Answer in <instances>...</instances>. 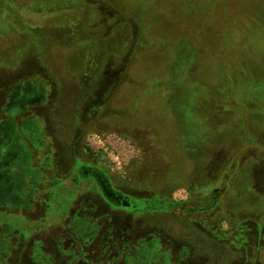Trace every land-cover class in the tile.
Segmentation results:
<instances>
[{"label":"rangeland","instance_id":"rangeland-1","mask_svg":"<svg viewBox=\"0 0 264 264\" xmlns=\"http://www.w3.org/2000/svg\"><path fill=\"white\" fill-rule=\"evenodd\" d=\"M26 81L45 100L14 114ZM11 114L43 173L0 203V264H130L150 239L147 264H264V0H0V122ZM72 147L150 198L146 213L99 207L107 228L87 235L82 197L47 209Z\"/></svg>","mask_w":264,"mask_h":264},{"label":"flooded vegetation","instance_id":"flooded-vegetation-1","mask_svg":"<svg viewBox=\"0 0 264 264\" xmlns=\"http://www.w3.org/2000/svg\"><path fill=\"white\" fill-rule=\"evenodd\" d=\"M9 93L6 108H13L15 111L12 113L14 114H16V110L23 111L20 108L22 105L28 108L29 104L35 106L45 100V88L41 84L35 85L34 82L30 81L16 84ZM14 114H11V118H6L0 122V203L4 205L15 204L17 206L25 202L34 193L32 188H27V176H33L38 180V173L42 174L43 172L39 166L34 169L28 162L31 152H29L23 139L24 135L29 134V131L25 132L18 127L13 120ZM23 123L26 126L25 128L31 130L30 132L38 131V124L33 119H26ZM75 137L78 151L86 142L81 131ZM38 142L39 139L37 138L36 144L39 146ZM65 150L67 152L63 154V159L66 154V159L70 162L67 165L70 169L60 179L53 176L49 190V197L52 202L45 201L47 209L51 207L53 209V204L59 206L58 209L64 208L71 205L77 197H82L81 205L79 206L82 214L74 226L84 231L87 235L94 231L97 232L101 228H107L106 226L104 227L102 218L104 220L111 218L110 213L112 211L127 210L133 214L146 213L145 205L150 203V198L132 196L126 193L125 190L113 183L112 177L103 166L81 160V158L76 156L73 147ZM65 181L68 183L65 184ZM99 207L111 212L107 211V214L100 216L102 218H99V221L92 222L93 212ZM18 222V218L6 222L5 232H7L8 228L15 227ZM109 226L112 227V225ZM155 241V239L146 241L145 247L137 249L138 260L135 261L134 258L132 260L127 259L128 262L130 264H147L151 257L156 256ZM122 244L120 241L115 243V245L119 246ZM6 245L7 241L1 239L0 251L5 250ZM32 254L35 260L41 259L36 252L32 251Z\"/></svg>","mask_w":264,"mask_h":264}]
</instances>
